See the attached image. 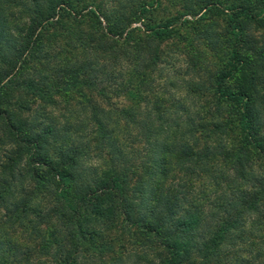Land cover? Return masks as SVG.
Here are the masks:
<instances>
[{"label":"trees","instance_id":"obj_1","mask_svg":"<svg viewBox=\"0 0 264 264\" xmlns=\"http://www.w3.org/2000/svg\"><path fill=\"white\" fill-rule=\"evenodd\" d=\"M175 1L176 14L163 17L156 12L165 0L141 5L145 41L139 40L143 45L132 55L136 70L120 92L124 102L112 103L105 92L109 86L98 88L104 80L96 68L115 63L110 68L121 69L131 62L121 50L132 45L137 18L126 20L127 12L118 11L109 24L102 0H0V264H234L223 253L226 246L236 247L226 236L245 233V211L264 221L258 103L264 102V37L260 44L243 25L254 22L264 29V0H170ZM220 15L227 25L218 31L213 18ZM87 18L97 22L83 39L87 34L80 27ZM179 24H194L196 38L216 59L219 103L208 125L167 117L163 101L151 102L141 91L144 65L156 62L164 41L181 35ZM51 61L54 68H76L74 76L57 71L54 81L63 83L54 87L43 69ZM77 84L102 98L86 101L94 129L79 138L88 147L76 136H63L70 129L59 127L68 119L56 120L57 103L51 100L61 92L70 95ZM18 90L34 95V103L41 99L40 116L18 118L21 110L34 112L28 101L11 98ZM223 106L230 107L225 122L218 120ZM215 129L227 135L239 129L240 149L234 151L230 139L196 138ZM172 169L177 176L168 182ZM210 197L216 199L214 210L204 206ZM197 198L204 200L199 204ZM258 225V231L264 229V222ZM129 253L136 261L124 260ZM256 256L264 264V254Z\"/></svg>","mask_w":264,"mask_h":264},{"label":"rangeland","instance_id":"obj_2","mask_svg":"<svg viewBox=\"0 0 264 264\" xmlns=\"http://www.w3.org/2000/svg\"><path fill=\"white\" fill-rule=\"evenodd\" d=\"M148 1L149 0H136L131 2L127 0V3H125V0H102V4L104 5V16L106 15L108 17L107 19L109 24L119 18L117 13H115L118 11L127 12L124 14L126 16V20L132 19L133 17L137 18V21H135V19H132V28H134V32L130 36V42L132 43V45L129 44L128 48L121 50V52L123 53L126 51V54H128L129 56H132L134 53H136V51H138L136 48L142 47L143 44H141L139 40H142L143 42L145 41L144 36L146 35V33L142 28V24H144L143 21H139L142 15L141 13H139V11L141 9V5ZM165 1L166 2L162 4L163 6L161 5L162 7L160 6L158 8L159 10L156 12L157 17L176 14L175 12H177L178 9V2L175 1L172 3L170 2V0ZM225 16L226 15H220L213 18L214 21H216L220 26L217 28L218 31H221V29L225 28V26L227 25ZM186 18L194 22L195 20H197H193L192 17ZM183 20L184 18L181 19L182 23ZM99 21L102 22L103 26H107V21L104 18H101V20ZM96 22L97 21L91 20L89 18L86 19V24L80 27L81 30L79 29L80 31H83L85 34H87V36L83 37V39L91 35L89 26L92 23L96 24ZM193 25L194 24L189 25V28L181 24L177 25L175 28L181 35L176 36L173 39L164 41V43L160 46V50L157 52L158 59L154 64V61L151 62V60L146 62L147 64H145L144 66H146L147 69H142L146 72L144 81V83L146 82V85L141 91L145 92H143V95L145 97H148L151 102L156 101L157 99H161L163 101L165 111L164 113L167 117H178L179 120H182L183 118L190 119L197 122V124L201 123L208 125L209 122L217 116L216 108L217 104L219 103V97L216 94V87L214 86L215 75L217 74V65L216 59L210 52V49L207 48L208 46L206 45V43L203 40H199L196 38L195 33L192 30V27H194ZM243 25L250 29V31L254 36H256V40L260 44L263 43L264 29H262L260 25L254 22H244ZM186 33H188V39L183 40V37H186ZM74 40L75 39L73 37L72 44H74ZM76 54H78L81 58V55L79 53ZM85 56L86 55H83L84 58ZM144 58L151 59V56L145 55ZM124 59H126V57L121 56L120 60ZM68 60L69 63L71 62L69 65H72L75 62L70 58ZM53 64L54 61L48 62V64H46L47 68H43L45 69L46 73L49 72V76H52V80H48L47 82L56 83V81L54 80L58 78L55 77L57 71H63V74H65L64 76L67 79L71 76H74V72L72 69L76 68H54V66L52 67ZM109 64L110 63H108V66L105 65L104 68H96L98 70L102 69L99 71L101 72L99 74V77L104 80L103 84L98 88L109 86V88L105 89V92L108 93L107 96L110 95V97H107L108 101L112 103H123L124 98L120 95V92H122L126 83L131 77L130 70H136V68H134V58L132 56L131 62L127 64L123 63L121 69L110 68V65H114L115 63H112L110 65ZM111 72H115V78L110 77ZM43 75L45 74L43 73ZM32 76L38 78L37 81H40L39 76H36L35 73H32ZM93 78H95V76H93ZM132 79L133 76L130 80ZM80 80L83 81L84 78L81 77ZM40 83L43 87H49V83H46V81H40ZM62 83L63 81L57 82L54 87L60 86L62 85ZM77 87V89L71 91L72 93L70 95L63 96L61 92L60 95L55 94L54 96H51V100H55V104L57 103L56 106H54V114L56 120L58 122H63L68 119V122H63L59 127V130L62 129L65 131L67 130L65 127L66 125L70 129L67 133L63 132V136L71 138L76 136V140L80 142L83 147H88L89 142L86 140V138H79V136L87 137L94 129L92 110L90 104H86V101L90 97L92 100H100L102 98H100L97 90L89 89L84 86H80L79 84H77ZM33 96L34 95L30 93L26 94L21 90L11 93V98L13 100L20 102L28 101L29 103H31V108H34L33 113L21 110L18 113V115H20V117H18L19 119L27 121L42 114V111H38L36 107L41 104V99L38 97L39 99H36V103H34L35 98ZM154 96H157V98L155 99ZM258 103L260 106L259 118L260 124L262 126L261 130L262 133H264V102L258 101ZM15 109L16 108H14V110ZM221 111L224 115H222L223 117H218V120L221 122H225V120H222V118L228 117L225 116L229 114L230 107L228 109V107L223 106V109L221 107L220 112ZM52 125L56 126L55 121L52 122ZM198 134L199 133L196 134V138L198 137L199 139L201 137H204V140L217 139L218 141H221L230 139L234 144V151L240 149V146L242 144H240L239 142L241 138L239 129L232 130L228 135L223 133L221 129H215L212 132H210L209 130H202V132L199 135ZM3 142L6 141L4 140ZM89 153H91L90 150ZM177 172V169H172L168 182L171 180V178H173V176H177ZM181 176L182 173H180L178 177L180 178ZM15 193L17 194L18 192L16 191ZM195 194H197V192H195ZM197 199H199V204H201L202 200H204L201 198ZM209 199L212 201H205L204 206L209 210H214V206H211L212 203L216 202V199L214 197H210ZM221 202L222 201H220V203ZM242 221L246 223L241 229L245 233L242 235V232H239L240 235L238 239L234 236L227 235L226 238H228L229 240L227 243H235L236 247L232 249L231 247L226 246L224 247L223 253L224 255H227L228 262H232L234 264H243L244 261L242 260H247L251 264H258L260 260L256 255L258 254V252L264 254V229L258 231V224H261L264 221H262V219L254 211H245L242 217ZM110 235L113 236L115 234L111 233ZM125 239L127 240L128 238L125 237ZM130 243L134 244L133 241H131ZM131 246L128 247V249L131 250L129 252H132V249L136 248V245H133L134 248ZM132 255L135 254H126L124 260L131 259L133 262L136 261V257H131ZM262 259H264V257Z\"/></svg>","mask_w":264,"mask_h":264}]
</instances>
